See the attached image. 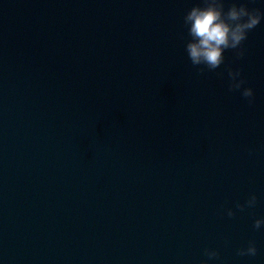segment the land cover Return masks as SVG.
I'll list each match as a JSON object with an SVG mask.
<instances>
[{
    "label": "water",
    "instance_id": "1",
    "mask_svg": "<svg viewBox=\"0 0 264 264\" xmlns=\"http://www.w3.org/2000/svg\"><path fill=\"white\" fill-rule=\"evenodd\" d=\"M198 2L0 0V264H264V19L201 71Z\"/></svg>",
    "mask_w": 264,
    "mask_h": 264
},
{
    "label": "clouds",
    "instance_id": "2",
    "mask_svg": "<svg viewBox=\"0 0 264 264\" xmlns=\"http://www.w3.org/2000/svg\"><path fill=\"white\" fill-rule=\"evenodd\" d=\"M225 0H200L183 16V25L187 30L189 39L185 44V52L193 66H203L200 70L209 71L217 69L224 62L226 50H236L237 57L244 55L242 42L248 33L255 28L262 19L264 13L259 9H249L241 0H232L227 11L224 9ZM264 3V0H261ZM229 90H240L244 84L239 68H228ZM241 95L249 99L253 97L251 87H243ZM256 196L253 194L246 206L256 204ZM245 205H237L243 208ZM229 216L233 215L231 209L227 210ZM264 225V217L254 221V227ZM257 249L249 243L245 249L238 250L240 255H255ZM209 258L217 255L215 250H205Z\"/></svg>",
    "mask_w": 264,
    "mask_h": 264
}]
</instances>
